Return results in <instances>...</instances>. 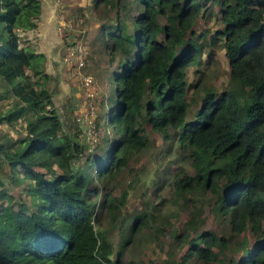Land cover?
<instances>
[{
  "label": "trees",
  "instance_id": "obj_1",
  "mask_svg": "<svg viewBox=\"0 0 264 264\" xmlns=\"http://www.w3.org/2000/svg\"><path fill=\"white\" fill-rule=\"evenodd\" d=\"M117 2L94 0L93 6ZM130 4L136 10L131 31L118 12L113 23L100 25L110 62L122 58L112 75L117 103H110V93L103 115L115 138L105 137L106 152L95 156L79 133L64 130L44 54L20 44L18 30L35 27L40 0H0V125L18 134L0 128V264H125L122 251L114 253L107 233L94 225L96 209L117 206L109 192L95 200L98 191L90 185L95 175L113 181L130 153L147 145L136 114L164 140L173 128L194 168L192 174L181 168L172 183L178 196L190 193L192 205L181 263L264 264V0ZM200 17L218 27L197 32ZM215 45L224 50L229 80L221 90L205 87L194 118L186 120L187 70L203 64L204 52L213 59ZM206 192L214 197V217L226 220L233 235L245 227L254 235L252 244L236 242L238 259L223 256L227 236L197 230L198 200Z\"/></svg>",
  "mask_w": 264,
  "mask_h": 264
},
{
  "label": "rangeland",
  "instance_id": "obj_2",
  "mask_svg": "<svg viewBox=\"0 0 264 264\" xmlns=\"http://www.w3.org/2000/svg\"><path fill=\"white\" fill-rule=\"evenodd\" d=\"M131 1L122 0L121 3L117 2V4L110 7L101 6L95 13H91L87 9L85 18L87 27H90L92 19H96V16L102 19L103 23L108 22L112 17L115 21L116 12L119 13L120 20H125L130 25V17L136 12L133 4H130ZM161 19L163 20V18ZM217 27L218 23L214 19L205 21L203 17H200L194 28L197 32H201L204 28H209L212 32ZM91 30L93 31L92 27ZM95 36L97 47L94 48L95 52L92 53V56L101 60L103 65L112 68V70L109 68L107 72L104 68L99 70L98 78L93 76L97 85L94 106L97 107L95 115L98 119V143L92 150L95 156H101L106 152V148H103L105 137L109 140L115 138L111 126L103 122V115L110 103H117L114 90L110 88L113 80V77L110 78V74L112 71L117 72L118 68H116V63L112 65L110 62L109 54L108 60L103 54H97V49L103 48L102 45H98L100 41L98 29ZM85 42L89 50V39L85 38ZM214 47L215 55L212 57L213 59L207 60V52H204L202 55L203 64L197 69L190 67L187 70L188 106L185 114L186 120L194 118L195 111L201 105V97L205 92V87H214L216 90H221L229 80V67L224 50L221 47L217 48L216 45ZM119 85L122 86L123 82L120 81ZM109 92L111 93L110 103L108 99ZM81 96L83 105L80 111L72 116L60 115V118L65 131L72 135L79 133V137L83 140L84 125L79 120L80 115L88 110L89 105L88 100L84 99L82 90ZM102 101L103 103H101ZM3 107L4 104L0 105V110ZM79 107H81V104ZM136 119L141 127L142 134L147 138V145L140 151L130 153L125 166L116 174L113 181L107 182L106 180L104 182L97 179V175H95L94 183L90 185L92 188L96 187L98 191L94 199L101 202L104 195L109 192L111 202L115 203L117 208L106 209L104 208L106 206H104L103 209H96L94 225L96 229H101L107 233L112 241L114 253L119 250L122 251V259L125 264H169L171 260L176 262L173 264H182L180 261L181 256L188 248L186 242L181 244L182 231L184 222L189 219L192 205L187 200L190 193L178 196L172 183L175 173L181 168L191 174L194 172V168L187 153L179 150L176 142V132L173 128H169L171 137L164 140L143 119L142 114H136ZM22 122V120L18 121L14 128L22 130ZM0 128L10 131L13 136L18 135L14 129L12 130L5 125H0ZM82 160L81 158L79 162H82ZM12 192L14 194L18 193L16 189H12ZM213 199L214 197L211 196L210 192H206L199 197L197 207L200 221L197 224V230L210 229L227 236L229 242L228 247L223 250V256L238 259L242 256V250H239L236 242L246 238L248 244H252L254 235L249 227H245L241 233L233 235L226 220L214 217L211 206ZM140 216H142V224L139 223L136 229L129 227L133 219ZM175 234L179 235L180 239L174 237ZM184 264L191 263L186 262ZM197 264H200V262L198 261Z\"/></svg>",
  "mask_w": 264,
  "mask_h": 264
},
{
  "label": "crops",
  "instance_id": "obj_3",
  "mask_svg": "<svg viewBox=\"0 0 264 264\" xmlns=\"http://www.w3.org/2000/svg\"><path fill=\"white\" fill-rule=\"evenodd\" d=\"M93 1L94 0H40V13L36 19L35 27L31 29L18 30L21 45L31 46L36 52H41L45 56L44 70L50 76L48 87L51 91L54 106L59 115L72 116L73 114L78 113V111H80L82 108L83 99L81 96V90L76 81L69 78L66 73L67 66L62 60L65 42L57 31L56 14L59 6L65 8L67 11L66 14H70L71 12L79 13V11L86 12L87 9H89L91 13H95L101 8V5L95 8L93 6ZM113 21L114 18L112 17V19H110L108 22L113 23ZM102 23L103 20L97 16L96 19H92L90 27H87L85 20L82 23L84 37L89 39V50L85 69L88 72H91L96 78H98L97 75L99 70L104 68L107 72L110 68L105 66V64L103 65L101 60L92 56V53L95 52L94 48L97 47L95 44L97 39L95 33H97V29L100 32V25ZM91 27L93 28V31L91 30ZM132 28L133 27L131 24L128 25V31H131ZM99 40L101 42L99 41L98 45H102L103 48H98L97 54H103L108 60V53L104 47V40L101 33ZM131 57L133 56L131 55ZM120 58H122V55H116L114 60L111 62L112 65H115V63L117 64L116 68L118 67V60ZM110 70H112V68H110ZM113 73H115V71L111 72L110 78H112ZM111 83L112 85L110 88L113 89L115 86V81L112 80ZM80 104L81 107H79ZM135 219H133V221ZM133 221L129 227L133 226ZM136 227L137 225L134 226L135 229Z\"/></svg>",
  "mask_w": 264,
  "mask_h": 264
},
{
  "label": "built area",
  "instance_id": "obj_4",
  "mask_svg": "<svg viewBox=\"0 0 264 264\" xmlns=\"http://www.w3.org/2000/svg\"><path fill=\"white\" fill-rule=\"evenodd\" d=\"M59 1V0H58ZM64 7L59 6L56 14L58 34L65 42L62 60L67 66V76L74 79L88 100L89 108L80 115L84 125L83 141L87 144V152L98 143L97 107L94 106L97 94V85L93 75L87 72L88 47L85 42L82 23L86 12L66 14Z\"/></svg>",
  "mask_w": 264,
  "mask_h": 264
}]
</instances>
